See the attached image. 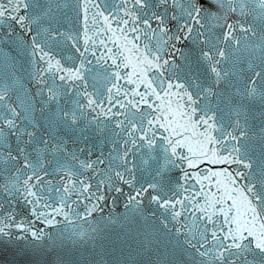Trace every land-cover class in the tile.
Masks as SVG:
<instances>
[{
  "label": "snow or ice",
  "instance_id": "obj_1",
  "mask_svg": "<svg viewBox=\"0 0 264 264\" xmlns=\"http://www.w3.org/2000/svg\"><path fill=\"white\" fill-rule=\"evenodd\" d=\"M6 253L264 264V0H0Z\"/></svg>",
  "mask_w": 264,
  "mask_h": 264
},
{
  "label": "water",
  "instance_id": "obj_2",
  "mask_svg": "<svg viewBox=\"0 0 264 264\" xmlns=\"http://www.w3.org/2000/svg\"><path fill=\"white\" fill-rule=\"evenodd\" d=\"M117 211H119V209H117ZM11 259V255L10 253H6L2 259V261H0V264H4V262L8 261Z\"/></svg>",
  "mask_w": 264,
  "mask_h": 264
}]
</instances>
